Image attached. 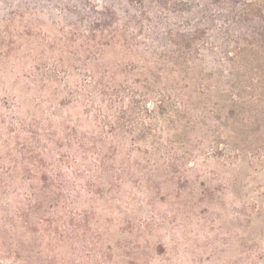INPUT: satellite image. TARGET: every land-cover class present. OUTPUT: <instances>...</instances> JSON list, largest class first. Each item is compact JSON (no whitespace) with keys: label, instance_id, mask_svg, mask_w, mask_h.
<instances>
[{"label":"rangeland","instance_id":"1","mask_svg":"<svg viewBox=\"0 0 264 264\" xmlns=\"http://www.w3.org/2000/svg\"><path fill=\"white\" fill-rule=\"evenodd\" d=\"M18 31L0 54V264H264V120L240 141L225 117L233 92L264 107L256 89H210L199 63L152 76L118 48L95 62L48 9Z\"/></svg>","mask_w":264,"mask_h":264},{"label":"trees","instance_id":"2","mask_svg":"<svg viewBox=\"0 0 264 264\" xmlns=\"http://www.w3.org/2000/svg\"><path fill=\"white\" fill-rule=\"evenodd\" d=\"M39 9H48L63 40L95 62L118 48L136 55L152 76L163 63L187 73L199 63L201 76L213 79L210 89H256L264 99V0H0L4 58L14 54V24L18 35L28 36ZM221 94L218 98L226 102ZM244 95L231 93L225 105L227 138L244 141L250 128L264 120V107L253 108L255 94L251 99ZM93 145L88 149L80 141L79 157L92 154L95 166L106 170V151Z\"/></svg>","mask_w":264,"mask_h":264}]
</instances>
